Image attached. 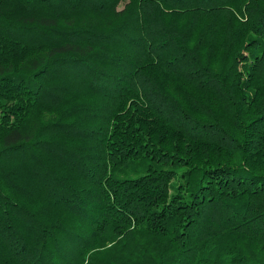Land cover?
Masks as SVG:
<instances>
[{
	"label": "trees",
	"instance_id": "1",
	"mask_svg": "<svg viewBox=\"0 0 264 264\" xmlns=\"http://www.w3.org/2000/svg\"><path fill=\"white\" fill-rule=\"evenodd\" d=\"M0 264H264V0H0Z\"/></svg>",
	"mask_w": 264,
	"mask_h": 264
}]
</instances>
